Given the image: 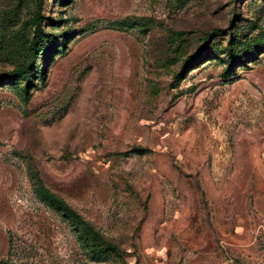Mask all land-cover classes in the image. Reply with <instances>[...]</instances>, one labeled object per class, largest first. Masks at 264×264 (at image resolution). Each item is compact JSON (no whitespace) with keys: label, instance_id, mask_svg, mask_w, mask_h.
I'll list each match as a JSON object with an SVG mask.
<instances>
[{"label":"rangeland","instance_id":"1","mask_svg":"<svg viewBox=\"0 0 264 264\" xmlns=\"http://www.w3.org/2000/svg\"><path fill=\"white\" fill-rule=\"evenodd\" d=\"M35 1L0 0V264H264V0H40L32 57Z\"/></svg>","mask_w":264,"mask_h":264},{"label":"trees","instance_id":"2","mask_svg":"<svg viewBox=\"0 0 264 264\" xmlns=\"http://www.w3.org/2000/svg\"><path fill=\"white\" fill-rule=\"evenodd\" d=\"M40 0L35 1V10L33 11L31 15V21L34 24V30L32 32L31 40L29 43V54L33 57L36 51L39 49L38 46V32H39V18H38V12H37V6L39 4ZM198 57V51L195 50L191 53H189L187 56H185L184 61L185 63H192L193 60H195ZM27 64H21L15 69L8 71L4 74H0L1 78H9L14 71H20L24 72ZM48 200L50 204L57 209H60L62 214L66 216L72 223L73 227L77 229L85 238L90 239H102V236L100 233L95 230L91 223L87 221L75 208L68 205L66 202H64L60 197L56 196L55 194H49L47 195ZM108 247L112 250L116 249V246L113 244L108 243Z\"/></svg>","mask_w":264,"mask_h":264}]
</instances>
